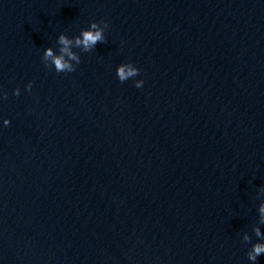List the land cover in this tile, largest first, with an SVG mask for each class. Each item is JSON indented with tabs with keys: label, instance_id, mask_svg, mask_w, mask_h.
Masks as SVG:
<instances>
[{
	"label": "water",
	"instance_id": "water-1",
	"mask_svg": "<svg viewBox=\"0 0 264 264\" xmlns=\"http://www.w3.org/2000/svg\"><path fill=\"white\" fill-rule=\"evenodd\" d=\"M261 189L264 0H0V264H252Z\"/></svg>",
	"mask_w": 264,
	"mask_h": 264
},
{
	"label": "clouds",
	"instance_id": "clouds-1",
	"mask_svg": "<svg viewBox=\"0 0 264 264\" xmlns=\"http://www.w3.org/2000/svg\"><path fill=\"white\" fill-rule=\"evenodd\" d=\"M109 25L100 21L99 23L93 22L90 24L88 30H82L79 36L69 38L67 35L61 33L57 38L58 54L49 47L44 50L42 62L46 68H51L54 66L56 73H73L76 71V67L81 63L80 55L73 51L74 48H79L82 52H91L98 43H105L106 38L104 36L105 31L108 29ZM116 75L118 80L123 83L130 78H134L139 75V69L134 67L131 63L121 64L118 66ZM143 81H137L135 83L136 88H141ZM32 83L26 86V91H31ZM13 95L19 96L20 89L16 88ZM3 99H7V94L3 95ZM5 126L10 124V121L5 119L3 121ZM264 193V189H261ZM258 224L264 225V203H261L258 208ZM252 232L258 241L252 245L251 249L247 252V258L252 264H256L257 258L264 255V233L261 232L260 227L254 226ZM242 242L245 244L252 242V237L245 233L242 238Z\"/></svg>",
	"mask_w": 264,
	"mask_h": 264
}]
</instances>
